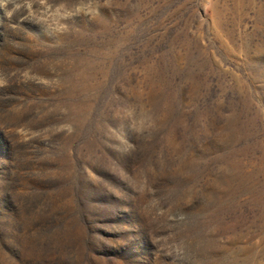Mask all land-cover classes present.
<instances>
[{
  "label": "rangeland",
  "instance_id": "rangeland-1",
  "mask_svg": "<svg viewBox=\"0 0 264 264\" xmlns=\"http://www.w3.org/2000/svg\"><path fill=\"white\" fill-rule=\"evenodd\" d=\"M0 264H264V0H0Z\"/></svg>",
  "mask_w": 264,
  "mask_h": 264
}]
</instances>
